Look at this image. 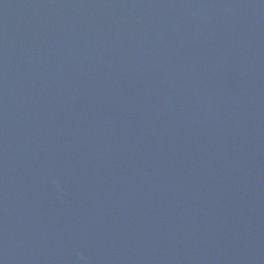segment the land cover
Here are the masks:
<instances>
[{
	"label": "water",
	"instance_id": "water-1",
	"mask_svg": "<svg viewBox=\"0 0 264 264\" xmlns=\"http://www.w3.org/2000/svg\"><path fill=\"white\" fill-rule=\"evenodd\" d=\"M0 264H264V0H0Z\"/></svg>",
	"mask_w": 264,
	"mask_h": 264
}]
</instances>
